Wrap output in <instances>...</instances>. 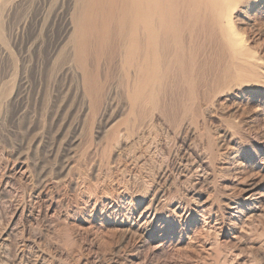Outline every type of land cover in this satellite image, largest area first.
Returning a JSON list of instances; mask_svg holds the SVG:
<instances>
[{
    "label": "rangeland",
    "instance_id": "rangeland-1",
    "mask_svg": "<svg viewBox=\"0 0 264 264\" xmlns=\"http://www.w3.org/2000/svg\"><path fill=\"white\" fill-rule=\"evenodd\" d=\"M9 1L14 3L11 13L5 12L9 2L0 9V264H49L36 261L39 253L50 264H211L217 255L216 264H264V0L225 3L222 27L236 41L234 47L221 38L225 29L217 25L219 31L211 20L207 31L196 30L199 36L191 41L185 33L187 50L201 48L193 63L197 78L192 74L190 84L179 83L182 72L173 70L164 85L149 86L132 112L125 99L133 73L113 70L119 60L113 53L106 76L103 63L109 60L101 59L99 108L88 106L78 85V64L70 57L71 46L63 51V43L70 34L64 33L69 8L81 10L80 0H68L70 6L63 8L60 0ZM212 32L219 34L212 37ZM190 52L184 62L193 59ZM66 61L75 65L69 71L62 70ZM12 164L26 168L25 173L12 172ZM40 170L60 171L58 180L70 188L84 179L97 184L87 192V202L74 200L67 211L69 225L92 227L81 240L82 249L64 243L54 225L47 231L36 215L40 205L29 196L40 185ZM50 184L57 188L54 178ZM162 187L168 194L154 227L169 218V237L163 243L153 235L138 250L127 246L126 229L151 207V199H162L157 195ZM175 205L185 213L181 222L173 214ZM232 205H240L239 210L231 211ZM198 214L216 219L219 229L213 236L194 234L190 242L183 230L194 225ZM208 245L210 256L200 252Z\"/></svg>",
    "mask_w": 264,
    "mask_h": 264
},
{
    "label": "bare ground",
    "instance_id": "bare-ground-1",
    "mask_svg": "<svg viewBox=\"0 0 264 264\" xmlns=\"http://www.w3.org/2000/svg\"><path fill=\"white\" fill-rule=\"evenodd\" d=\"M21 1H23V0H21ZM43 1H44V3H45V1L48 3L52 2V0H43ZM73 1L75 2V0H73ZM80 1H81V10L78 9V10H80V12H78V10L77 11L74 10L75 6L73 7V11L71 10V8L68 7V6H70L69 5L70 1L60 0V8H63L64 5H68L67 11H68V8L71 11L70 16H69V22L66 23L65 32H64L65 35L68 34L69 32H70V34L67 37V41L65 43H63V45H64L63 51L67 52L68 51L67 49L70 48V46H71V49H69L70 50L69 54H71V56L70 55L69 56L72 58L74 64H78L77 71L80 70V73H79L80 75H78L80 78L78 85H80L83 95L85 97H87L88 104H89L88 106H90V107L91 106H94V107L98 106L97 108H99V104L102 103V102H100L101 101L100 100V94L104 93V92L100 91L101 90V86H100V82H101L100 80L101 79L99 80V77H98L99 76V69H100L101 59L103 57L107 56V58L109 60L108 65L103 63V68L105 69V71H104L105 75L104 76H106L110 70L112 71L111 67H112L113 63H112V65L110 63L111 62V58H110L111 53H113L114 56H117L119 58L118 62L114 63L113 70L119 69L120 72L125 70V71H123V73L125 74L126 72H128L127 75L130 73H133V76L130 74L133 77V79L130 77L132 79V83H131L130 90L127 89V92H126L127 95H126V99H125V101H127V104L130 108L129 111L132 112L133 110H135V108L137 106L139 107L140 103L142 104V100L144 98L145 92H146V90L148 91L149 86L153 83H160V82L163 83L164 79H166L167 76L169 75V73L172 72L173 70L178 69L179 70L178 72H180V73L182 72V76H181L182 81H179V83L186 82L187 84H190V79H191L192 74L196 75V73H195L196 71H194V69H196L195 68L196 66L194 67V64H195L194 62H195V57L197 56V54L201 50V48L198 47L197 51L194 50L196 47H194L193 49L191 48L192 50H194L193 53H192V51L190 52L189 50H187L188 47L186 48L184 46V43H183V40L185 39L184 38L185 33H188L187 35H189V41H191L193 36L198 34V33H196V30H198L199 34L201 33L200 31H205V30L207 31V29H208V27H206L207 21L211 20L212 23L211 22L210 23L212 24V26H213V24H215L214 27L215 26L217 27V25H219V27H221V29H225V32L221 30V32L223 34V35L221 34V38H225V41H227V43H228L227 46H230V47L233 46L234 47V43L236 42L232 38H230L231 33L226 32V28L222 27V22H223L222 20L225 19V16H226L225 3L229 2L231 0H80ZM8 2L10 3V5H9V8H7L5 11L6 14L11 13V10L13 9L14 3L12 1H9V0H0V9L2 7H3V9H5L6 4ZM64 3H67V4H64ZM78 3H79V0H78ZM75 4H76V2H75ZM78 5H80V4H78ZM228 6H229V4L227 5V9H228ZM16 7H17V5H16ZM209 15H210V19H209ZM196 26H198V27L200 26V29H196ZM205 27L207 29H205ZM214 27L211 28L209 26V28L212 29L211 31H213ZM217 29H218V27H217ZM229 29L231 30V32H233L231 27ZM208 32H209V30H208ZM215 33L212 32L210 35L213 37V35L216 36V34H219V33H216V34ZM199 34H198V36H199ZM214 40H218V39H214ZM225 41H224V39L221 40V42H225ZM218 42H219V40H218ZM225 43H221V44L224 45ZM216 44H218V43H216ZM219 44H220V42H219ZM221 47H219V48H221ZM225 48H226V45H225ZM60 50H62V48ZM178 51H180V53H181L180 56H179L180 53ZM187 51H188V53L189 52L192 53L193 59H189V61L185 60L188 62H184V57H185L184 54ZM221 51L222 50H220V52ZM227 51H229V50L227 49ZM66 52H64V53H66ZM231 52H233V51H231ZM235 52H236V49L234 50V53ZM234 53L233 54L231 53V54H232V56L234 55L236 57L235 54H237V53H235V54ZM236 58H238V57H236ZM66 59H68V58H66ZM73 63L71 61V63H68L69 65L67 66V61H66V63H64V66H62V65H60V66H62L63 71H65V68H67L66 70L69 71V69H70L71 65H73ZM83 65H85L84 67L87 71L82 67ZM73 66H75V65H73ZM132 66H133V70L129 69V68H132ZM193 67H194V69H193ZM70 72H71V70H70ZM189 77H190V79H189ZM127 78H129V76ZM196 78H197V75H196ZM75 80H77V79H75ZM194 80L196 81V79H194ZM194 80L192 79L191 81L193 82ZM76 82H78V80ZM104 82H107V81H104ZM102 84L106 85L104 83H102ZM163 85H164V83H163ZM203 85H204V83H203ZM127 86H126V88H128ZM174 88H175V86H174ZM164 89H167V88H164ZM102 90H105V89L102 88ZM156 91H158V89ZM156 91H154V92L156 93ZM174 91H175V89H174ZM79 92H80V90H79ZM129 92H130V94H129ZM154 92H151V93H154ZM207 93H209V92H207ZM102 95H105V94H102ZM205 95H206V93H205ZM151 96H153V95H151ZM167 96H168V94H167ZM172 96H173V94H172ZM106 97H108L107 94H106ZM165 97H166V94H165ZM141 98H142V100H141ZM150 99H151V97H150ZM207 100H208V98H207ZM155 101H157V100H155ZM155 106H153V107H155ZM156 110H158V109H156ZM164 110H165V108H164ZM150 112L151 111H147V114ZM148 115H150V114H148ZM144 117L146 118L145 114H144ZM148 119H149V116H148ZM114 138H116V137H114ZM128 141L126 140V143ZM130 146H132V145H130ZM58 160H59V158H58ZM17 167L18 166H16L15 164L14 165L12 164L11 171L16 173V174L23 175L26 171V168H25V170H23L24 169L23 166L18 167V168ZM68 167L69 166H67V168ZM70 167L72 168V166H70ZM197 168L200 169L199 166H197ZM100 170H101V167H100ZM40 171H41L39 173L40 177H41L40 182H39L40 185L37 187V190L33 191L32 194L29 196V201L32 200V202H34L36 200L38 202V204L40 205L39 210H38V214H36V215L41 216L42 222L45 224L43 227H45L46 230L49 229L50 226L54 225L56 236L58 235V237L60 238V235L62 234L61 236H63V238L65 240L64 243H66L67 245L70 244L71 247L73 245V246H75V248L77 245V246H79V249L80 248L82 249L83 244L81 243V240H83V238L86 237L87 234H89L92 227L90 226L89 227L90 229L89 228L83 229V228H79L75 224L69 225L68 224L69 218L67 216L68 215L67 211L69 210L71 205L74 203V200L75 201H77V200L84 201L85 200L84 202H87L86 199L90 198L88 195H86L87 192H89V190L92 189V187L94 189H96L97 184H93L91 179L90 180L84 179L81 183H79L78 182L79 180L77 178L78 181L71 182V184H73V183L74 184H73V187L71 186L72 188H70V184H65L63 182L60 183V180H58L60 178V171L56 170V172L53 171V174H51L50 173L51 170H50V172H49V174H51L50 176H49V174H47V172H48L47 170H46L47 172H45L43 170H40ZM84 172L85 171L83 170L82 173H84ZM86 174L87 173H85V175ZM52 176L56 180V185H57L56 189H54L52 187V185L50 184V180L53 179ZM72 180L73 179H71V181ZM93 180H94V182H97L99 180V175L97 176V173L95 176H93ZM64 181H66V180H64ZM60 185L62 186L61 189H60ZM33 190H35V189H33ZM158 194H160V197H162V199L157 200V201L151 199L149 205L152 208L149 206L145 207L144 210H142L140 212V214L137 216L136 220L134 221L135 226L130 224L129 227L126 229L127 233H128L126 236L127 246H129V245L134 246L135 250H138L139 248L146 247L145 245H147L149 238L153 235L156 237H157V235H159L158 237L160 238V240L163 243H165V241L169 237L168 234H170V233H167L165 231V226L169 224V218H167V217L161 218L160 220H162L163 222L157 228L154 227L155 221H158V218L156 217L157 212H159L163 208V207H161L162 206L161 201H163V203L165 204L166 201L164 200L165 199L164 194H168V190L166 188L162 187L157 192V195ZM245 200H247V199H245ZM152 201H155V202H152ZM167 202H168V205L171 204V202H169V201H167ZM75 204H77V202H75ZM27 207H28V205H27ZM173 207L175 209V210H173L174 211L173 214L175 215V218L176 219L178 218V220L181 222L184 218L185 213L184 212L181 213V211H180L181 207L179 205H175ZM239 207H240V205L229 206L230 210L231 211L233 210L235 212L239 210ZM176 209H178V210H176ZM175 211H177V214ZM28 213H29L31 218L34 216L32 209H31V211L29 210ZM158 215H160V213H158ZM198 215H199V219L197 218V220H195L196 222L194 223V225L192 227L189 226V228L183 230L182 235L184 237H186L188 241L191 240V238L193 237L194 234L197 235V233H203V234H207V235L212 234V236H213L214 234H216V229L219 227L218 221L216 219L213 220V218H211V216L201 215V214H198ZM32 219H34V218H32ZM185 219L189 220L190 216L189 215L185 216ZM232 224H234V223L232 222ZM49 230H47V231H49ZM96 235H98V233ZM206 237H208V236H206ZM232 237H233V239H237L235 236H232ZM43 239H45V238H43ZM60 239L58 241H60ZM94 239H95V241L94 240L93 241L97 242L98 236H95ZM195 239H197V238H194L193 240H195ZM67 245H66V247H67ZM62 247H64V245ZM71 247H69L68 251L70 250ZM72 248L74 249V247H72ZM211 248H212V246L211 247L209 246L207 249L200 248V252L204 253V255H206V256H210L211 255L210 253L213 251V249H211ZM60 249L63 250V248H60ZM72 252H70V253H72ZM77 252H78V248H77ZM66 253H68V252L66 251ZM73 256H75V255H73ZM36 257H37L36 261L41 260V262H43V263L49 262V264H50V261L49 260L47 261L48 256L46 254L39 253L38 255H36ZM216 257H217V260H212V261L209 260L211 264L212 263L216 264V262H218V260H219L218 255Z\"/></svg>",
    "mask_w": 264,
    "mask_h": 264
}]
</instances>
